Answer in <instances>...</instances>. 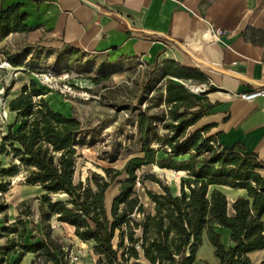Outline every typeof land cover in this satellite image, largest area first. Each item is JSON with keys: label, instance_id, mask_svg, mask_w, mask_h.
Here are the masks:
<instances>
[{"label": "trees", "instance_id": "1", "mask_svg": "<svg viewBox=\"0 0 264 264\" xmlns=\"http://www.w3.org/2000/svg\"><path fill=\"white\" fill-rule=\"evenodd\" d=\"M24 21L17 5L0 8V41L10 33L27 31ZM1 53L25 73L37 70L35 63L50 49L35 44L15 54ZM29 53L31 64L23 65L22 59ZM56 54V62L66 72L73 63L91 55L67 44ZM93 61L87 58L86 63ZM122 61H101L98 75L89 79L95 85L108 80ZM150 67L139 97V104L146 105L134 109L140 156L128 159L120 171L106 168L105 176L92 173L86 183H75L74 174L80 150L93 145L94 129L54 109L33 78L7 100L14 121L7 125L0 142V158L10 159L7 167L0 160V193H6L10 179L22 171L23 185L38 187L41 194L36 198L39 223L25 221L33 211L23 202L20 217L0 227V237L7 238L0 246V264H20L27 255L33 257L29 264H37L36 259L41 264H67L64 246L51 236L52 217L72 227L79 241L93 242L97 264H194L204 235L217 264H251L249 255L264 250V177L258 172L264 165L239 145L223 148L216 135L209 134L212 124L195 127L209 105H205L204 92L194 93L184 82L202 81L200 71L173 59ZM14 83L12 79L4 86L5 98ZM154 108L158 110L152 111ZM106 161L113 163L116 157ZM146 166L184 172L188 180L182 181L179 194L173 195L153 177L139 182L136 172ZM122 174L126 178L119 183L108 211L105 193ZM145 179L161 189L160 193H144L151 212L136 189ZM218 187L243 190L245 195L229 202ZM53 195L63 198L53 200ZM217 227L229 231L227 245Z\"/></svg>", "mask_w": 264, "mask_h": 264}, {"label": "crops", "instance_id": "2", "mask_svg": "<svg viewBox=\"0 0 264 264\" xmlns=\"http://www.w3.org/2000/svg\"><path fill=\"white\" fill-rule=\"evenodd\" d=\"M10 5L29 29L0 45L17 35L54 52L67 44L108 60L151 66L173 59L197 69L204 79L186 81L209 105L200 122L213 125L209 134L223 148L239 145L264 165V96H239L264 88V0H0V8ZM209 25L222 30L219 40L211 39ZM203 248L213 254L205 235L194 264ZM85 255L80 264L98 258L91 250Z\"/></svg>", "mask_w": 264, "mask_h": 264}, {"label": "rangeland", "instance_id": "3", "mask_svg": "<svg viewBox=\"0 0 264 264\" xmlns=\"http://www.w3.org/2000/svg\"><path fill=\"white\" fill-rule=\"evenodd\" d=\"M27 44L17 35L11 36L0 45V142L5 136L7 125L14 121V113L7 108V100L15 96L24 82L33 78L37 86L45 93L47 99H50L51 106L66 114L77 117L84 126L94 129L93 145L91 148L82 149L79 152L80 157L76 162L74 182L86 183L92 173L105 176L103 169L111 168L118 171L122 170L127 160L140 156L135 137L134 116L136 107H145L146 103L139 104V97L142 94L144 82L148 79L151 67L137 60H123L111 73L106 81H101L95 85L89 79L90 76L98 75V64L105 60L103 57L91 54L88 57L80 59L79 64L73 63L70 71L63 70V65L58 64L57 54L53 50L50 53L41 55L35 66L37 70L22 72V67H15L8 63L6 57L1 53L7 51L15 54L25 48ZM31 53L22 59L23 65L31 64ZM87 58H92L94 64H87ZM14 79L15 83L10 89L8 96H3L4 86H7ZM182 83L181 80H176ZM189 84L187 81L184 82ZM195 85V84H194ZM194 85H190L194 88ZM189 86V85H188ZM189 86V87H190ZM199 86V85H198ZM190 87V88H191ZM197 87V85L195 86ZM197 89V88H195ZM194 90V89H192ZM158 108L152 109V111ZM202 123L199 121L197 126ZM193 127V128H195ZM155 147H157L155 145ZM115 156L116 161L108 163L106 160ZM162 157V154H159ZM184 157L183 159H187ZM3 167L9 165V158L1 157ZM261 174V171H258ZM139 182L142 178L153 177L162 185L167 186L173 195H178L182 181L188 180L184 172L160 169L157 166H146L136 172ZM263 175V174H261ZM264 177V176H262ZM126 178L125 174L116 178L105 193V206L109 211L113 198L118 194L119 183ZM23 172L21 171L10 179L9 189L6 193H0V227L4 223H13L20 217L19 208L21 203L26 202L33 211V216L24 218L27 223L30 221L38 222L37 200L41 194L38 187L25 186L22 183ZM231 202L232 198L239 195H245L243 190H234L227 187H218ZM136 189L140 199L148 212L152 211V205L145 196V191L160 193L161 189L154 181L145 179L136 184ZM210 188L209 190H211ZM60 195H53V200L62 199ZM27 206H23L25 208ZM51 236L64 246L67 256H76L77 261L72 264H80L87 260L85 253L92 247L87 243L79 241L73 234V228L65 224H60L55 217L50 220ZM223 236L224 243L227 245L228 236L223 229L217 228ZM7 238L0 237V246L6 244ZM30 243L29 239H26ZM203 248L198 255L199 264H217L213 254ZM32 256H26L20 264H29ZM251 264H262L264 259V250L254 252L249 255ZM13 259V258H12ZM98 258L93 264H97ZM41 264L40 260H35ZM66 261L68 259L66 257Z\"/></svg>", "mask_w": 264, "mask_h": 264}, {"label": "built area", "instance_id": "4", "mask_svg": "<svg viewBox=\"0 0 264 264\" xmlns=\"http://www.w3.org/2000/svg\"><path fill=\"white\" fill-rule=\"evenodd\" d=\"M222 34V30L220 28L213 27L209 25V35L213 40H219V36ZM239 96L248 101H252L256 97L264 96V88H256L250 91L241 92ZM68 262L67 264H72L77 261L76 256H71L70 254L67 256Z\"/></svg>", "mask_w": 264, "mask_h": 264}, {"label": "water", "instance_id": "5", "mask_svg": "<svg viewBox=\"0 0 264 264\" xmlns=\"http://www.w3.org/2000/svg\"><path fill=\"white\" fill-rule=\"evenodd\" d=\"M51 100H49V102H50ZM50 104H51V102H50Z\"/></svg>", "mask_w": 264, "mask_h": 264}, {"label": "bare ground", "instance_id": "6", "mask_svg": "<svg viewBox=\"0 0 264 264\" xmlns=\"http://www.w3.org/2000/svg\"><path fill=\"white\" fill-rule=\"evenodd\" d=\"M195 91V90H194Z\"/></svg>", "mask_w": 264, "mask_h": 264}]
</instances>
